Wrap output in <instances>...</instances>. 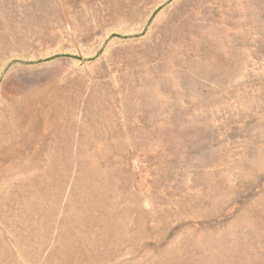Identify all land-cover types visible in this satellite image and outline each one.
Here are the masks:
<instances>
[{"label": "rangeland", "instance_id": "rangeland-1", "mask_svg": "<svg viewBox=\"0 0 264 264\" xmlns=\"http://www.w3.org/2000/svg\"><path fill=\"white\" fill-rule=\"evenodd\" d=\"M0 264H264V0H0Z\"/></svg>", "mask_w": 264, "mask_h": 264}]
</instances>
